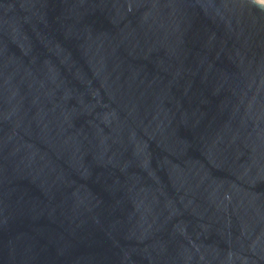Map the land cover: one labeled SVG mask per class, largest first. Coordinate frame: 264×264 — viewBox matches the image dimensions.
Instances as JSON below:
<instances>
[{
	"label": "water",
	"instance_id": "water-1",
	"mask_svg": "<svg viewBox=\"0 0 264 264\" xmlns=\"http://www.w3.org/2000/svg\"><path fill=\"white\" fill-rule=\"evenodd\" d=\"M0 264H264V5L0 0Z\"/></svg>",
	"mask_w": 264,
	"mask_h": 264
},
{
	"label": "rangeland",
	"instance_id": "rangeland-1",
	"mask_svg": "<svg viewBox=\"0 0 264 264\" xmlns=\"http://www.w3.org/2000/svg\"><path fill=\"white\" fill-rule=\"evenodd\" d=\"M255 2H257L258 4L264 5V0H255Z\"/></svg>",
	"mask_w": 264,
	"mask_h": 264
}]
</instances>
